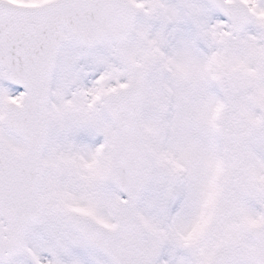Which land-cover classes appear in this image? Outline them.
<instances>
[{
    "label": "snow or ice",
    "instance_id": "obj_1",
    "mask_svg": "<svg viewBox=\"0 0 264 264\" xmlns=\"http://www.w3.org/2000/svg\"><path fill=\"white\" fill-rule=\"evenodd\" d=\"M0 264H264V0H0Z\"/></svg>",
    "mask_w": 264,
    "mask_h": 264
}]
</instances>
